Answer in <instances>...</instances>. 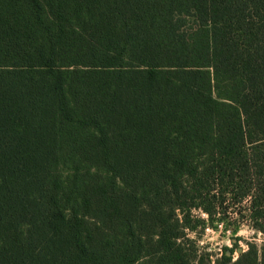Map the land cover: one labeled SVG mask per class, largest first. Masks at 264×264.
<instances>
[{"label": "trees", "instance_id": "trees-1", "mask_svg": "<svg viewBox=\"0 0 264 264\" xmlns=\"http://www.w3.org/2000/svg\"><path fill=\"white\" fill-rule=\"evenodd\" d=\"M232 215L264 237V0H0V264H190Z\"/></svg>", "mask_w": 264, "mask_h": 264}, {"label": "rangeland", "instance_id": "rangeland-1", "mask_svg": "<svg viewBox=\"0 0 264 264\" xmlns=\"http://www.w3.org/2000/svg\"><path fill=\"white\" fill-rule=\"evenodd\" d=\"M185 195L191 191V178L185 179ZM186 196V197H187ZM178 216L182 214L178 211ZM194 220H207V216L201 211L192 212ZM181 244L185 247L186 254L191 260L190 264H217L225 255L230 254L233 264L249 248V244L261 246L264 237L251 229L248 223L237 222L235 215L230 216L226 222L215 223L213 227L206 225L195 232H186ZM242 251L241 253L239 251ZM146 261H143V264Z\"/></svg>", "mask_w": 264, "mask_h": 264}, {"label": "water", "instance_id": "water-1", "mask_svg": "<svg viewBox=\"0 0 264 264\" xmlns=\"http://www.w3.org/2000/svg\"><path fill=\"white\" fill-rule=\"evenodd\" d=\"M239 252L241 253L242 251L240 250ZM227 255H228V256H230V254H229V253H228Z\"/></svg>", "mask_w": 264, "mask_h": 264}]
</instances>
